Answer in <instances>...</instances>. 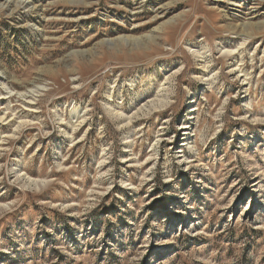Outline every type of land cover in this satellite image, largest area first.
<instances>
[{"label": "rangeland", "instance_id": "obj_1", "mask_svg": "<svg viewBox=\"0 0 264 264\" xmlns=\"http://www.w3.org/2000/svg\"><path fill=\"white\" fill-rule=\"evenodd\" d=\"M2 114L0 264H264V0H0Z\"/></svg>", "mask_w": 264, "mask_h": 264}, {"label": "bare ground", "instance_id": "obj_2", "mask_svg": "<svg viewBox=\"0 0 264 264\" xmlns=\"http://www.w3.org/2000/svg\"><path fill=\"white\" fill-rule=\"evenodd\" d=\"M9 1V0H8ZM22 1V0H21ZM20 4V3H19ZM23 4V3H22ZM3 6V5H2ZM199 55V54H198ZM239 69V68H238ZM174 75V74H173ZM166 80L165 81H167V82H169L170 81V76H168V77H166L165 78ZM207 79V78H206ZM166 82V83H167ZM35 88V87H34ZM165 88V87H164ZM163 88V89H164ZM158 94V93H157ZM156 94V95H157ZM166 94V93H165ZM159 95V94H158ZM3 97H1V99H2ZM33 99V98H32ZM165 99V98H164ZM146 100V99H145ZM32 101V100H31ZM152 101H154V100H146L145 102L143 101V105L142 106H140V108H148L149 106H150V103H152ZM161 101V100H160ZM33 102V101H32ZM162 102V101H161ZM28 104L30 105L29 107H32L31 106V102H28ZM156 104V103H155ZM149 105V106H148ZM153 105V104H152ZM146 106H148V107H146ZM153 108V107H152ZM154 109V108H153ZM35 110V109H34ZM141 110V109H140ZM155 110V109H154ZM150 111V110H149ZM144 112H146V111H144ZM117 113V112H116ZM118 114V113H117ZM133 114V113H132ZM136 114V113H135ZM117 116H119V115H117ZM124 116V115H123ZM6 116H5V114H2L1 116H0V122H2L3 120H5L6 118H5ZM14 119V118H13ZM19 122V121H18ZM82 122V121H81ZM16 124V123H15ZM17 125V124H16ZM183 129H185V128H183ZM28 181V180H27Z\"/></svg>", "mask_w": 264, "mask_h": 264}]
</instances>
